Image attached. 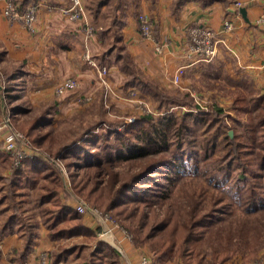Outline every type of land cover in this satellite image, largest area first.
<instances>
[{
    "label": "trees",
    "instance_id": "trees-1",
    "mask_svg": "<svg viewBox=\"0 0 264 264\" xmlns=\"http://www.w3.org/2000/svg\"><path fill=\"white\" fill-rule=\"evenodd\" d=\"M102 3L105 0L95 1L96 6ZM95 30L104 36L101 29ZM122 60V68L131 74L125 87L137 88L151 96L158 102V111L161 113L157 117L152 113L139 115L132 123L113 119L107 121L103 130L98 128V122L93 123L78 137L60 145L55 155L71 148L63 154V158L67 168L75 169L71 171L73 191L76 194L83 193L84 199L90 205L117 219L132 235L131 241L135 247H148L153 255L152 264H163L171 257L180 259V264H202V258H197V255L199 247L205 242L210 245L212 264H223L235 252H243L246 247L253 246L260 228L264 227V221L261 223L253 219L255 215H249L264 211V184L258 181L249 182L244 188L245 196L241 197L240 193L238 196L236 194L239 190H244L243 187H227L223 180L226 178L224 175L216 179L219 166L212 169L207 167L212 163L208 161L213 142L209 137L201 142L198 149V159L202 162L200 175L212 183L214 188L219 189L221 197L218 195L214 200L206 201L202 191H197L193 185L187 184L184 187L185 183H181L178 198L172 195L171 189L177 182L176 179L181 171L187 170L183 169V153L177 151L180 141L174 149L171 142L174 139H168L157 123L169 124L174 117V111L170 108L181 103L190 105L192 99L188 93L180 100L171 93L158 90L156 82L132 66L127 56L124 55ZM234 102L242 111L264 106L262 98L251 99L249 102L246 97L238 95L234 96ZM213 110L193 115L202 118L207 116V120L210 117L212 122L214 115L221 113L219 108ZM40 120L36 118L28 122L24 134L32 146L43 149L51 146L53 142L49 131H39ZM263 123L262 114L255 124L260 126ZM15 127L13 128L22 132L25 129L21 126ZM181 128L180 124L176 129ZM246 134L249 133L246 131ZM226 136L229 138L228 134ZM229 143L237 146L243 144L231 140ZM86 145H93L95 149L90 151ZM261 151L264 152L263 145L255 156L258 168L263 169L257 179L264 178V153ZM229 161L242 168L239 173L241 177L250 168L249 162L245 166V162L238 155L230 157ZM215 162L217 163H213ZM53 163L54 161L42 156L24 158L6 179L10 190L16 192L18 189L34 187L41 180L36 202L40 205L41 218L49 228V237L56 239L81 234L93 240L94 235L83 224L81 214L61 200V175ZM114 163H125L129 168L126 171L115 170ZM193 164L191 173L197 175L198 166ZM78 169L81 170L79 176L76 173ZM231 169L228 168V174ZM16 203L0 224V237L12 230L20 218V207ZM240 203L238 214H234L232 207ZM36 227L35 221L30 224L22 223L24 242L15 254L18 264H23L27 253L32 249ZM249 237L251 242H248ZM68 252L70 249L65 246H61L58 251H52L51 264L59 262ZM254 252V249L249 250L246 259L252 258ZM118 257L113 246L98 239L86 259L75 264H121Z\"/></svg>",
    "mask_w": 264,
    "mask_h": 264
},
{
    "label": "crops",
    "instance_id": "crops-1",
    "mask_svg": "<svg viewBox=\"0 0 264 264\" xmlns=\"http://www.w3.org/2000/svg\"><path fill=\"white\" fill-rule=\"evenodd\" d=\"M95 1L82 0L83 18L74 21L59 11V8L69 4L68 0H18L21 10L30 4L37 7L36 26L33 31H29L20 22L8 24L2 16L4 0H0V71L5 74L0 81L2 88L0 108L7 109L6 113L1 111L0 120L6 117L12 127H18L38 118L42 119L38 123V128L44 127L47 130L46 125H49V122H43L45 114L48 116L50 114L54 118L55 115L71 112L72 106L76 105L73 93L69 92L61 97L54 93L55 86L68 76L80 79V87L76 94L90 95L91 100L96 94L100 95L99 97L102 94L103 99L106 94L110 98L122 97L118 90L124 92L123 95L125 92L133 94L135 100L141 95L148 98L137 88L125 87L126 80L131 74L122 68L124 55L128 57L132 66L141 70L148 78L164 85L171 80L172 73L180 65L186 66L182 84L187 85L184 79L189 68L201 65L216 66L217 61L221 59L222 51L228 53L227 50L243 58L246 62L244 67L249 72L252 70L255 72V68L259 71L256 56L261 58V55H264V31L254 20L264 10V2L238 0L242 4L237 6L235 4L237 0H105V3L96 6ZM241 9H244V14ZM139 12H144L150 17L154 40L141 35L137 21ZM100 19L105 20V32L101 26L95 29H101L102 35L105 33V45L108 40L111 41L105 46V53L101 48L104 36L99 35L97 31L94 32V28L93 35H88L84 30L85 24L91 25ZM225 22L231 25V29L225 28ZM194 24L210 27L216 37L221 39L218 42L219 53L211 61H203L187 51V29ZM156 43L162 45L161 52L155 50ZM112 44V48H109ZM84 52L93 58V60L88 59L89 56L86 58L90 65H86ZM104 56L105 64L108 65L105 66L107 68L105 85L98 77ZM79 59L81 63H78ZM56 100L58 101L56 111L48 113ZM51 102L52 105H49ZM25 125L22 127H26ZM3 136L4 130H1L0 181L9 178L7 165L10 159L3 153L4 151L2 152ZM40 189L41 180L34 187H26L22 191L36 202ZM61 200L66 205L74 206L70 200ZM36 203L33 205L31 202L29 208L25 210L29 216L27 223L37 222L32 249L25 257L28 264H34L40 252L51 253L64 240L73 238V236L50 238L49 228L41 218L40 205L36 206ZM81 216L83 224L92 232L94 239L90 240L81 234L74 237L84 239V242L80 243L82 246H79V251L88 249L89 252L99 239L97 232L100 226L92 215L85 213ZM15 226L0 237L2 254L9 249L19 250L23 245V233L14 230ZM113 234L131 262L138 264V248L120 232L114 231ZM163 264L180 262L170 258Z\"/></svg>",
    "mask_w": 264,
    "mask_h": 264
},
{
    "label": "rangeland",
    "instance_id": "rangeland-1",
    "mask_svg": "<svg viewBox=\"0 0 264 264\" xmlns=\"http://www.w3.org/2000/svg\"><path fill=\"white\" fill-rule=\"evenodd\" d=\"M91 26L92 28H94V32L96 31L95 28H97L98 26H101L105 32V20L100 19V21L98 22L95 21L91 23ZM110 42L111 41L108 40L105 45L104 33L101 47L104 53L105 46H108ZM112 46L113 44L110 45L109 48H112ZM227 52L228 53H224V51H222L221 59L217 61L218 65H211L212 68L211 66L209 67V65H201L198 67L189 68L186 78L184 79V82L187 85L182 84V79L178 84H174L172 82L170 83L171 80L169 79V82L165 85L151 79V81L156 82L158 90L160 91L171 93L172 95L179 97L180 100H182L184 94L188 93L189 97H191L192 99L190 105L181 103L179 105H173L170 108V110L172 109L174 111V117L171 119L169 124L159 125L157 123V126L165 131L168 139H174L172 141L170 140L174 149L176 148V145H178L177 142L180 141V145L178 146L177 151L183 153V169L187 171H181V175L178 177V179H176L177 182L171 189L172 195L176 196V198H178L180 195H178V192L181 183H185L184 187L187 186V184L190 186L193 185V187H195L197 191H202L204 199L206 201L212 199L214 200L218 195L221 197L222 194L219 193V189L214 188L212 183H210L208 180H204L206 178L200 175V167L202 168V162L198 159V149L201 146V142L209 137L212 138L213 142L210 151L211 156L208 158V161H212V163L207 167L212 169L217 165L219 166V172L215 174L216 179L222 178V176L224 175V177L226 178H224L223 180H225V185L229 188H231L232 186H238L243 187L244 189L245 186L252 181L254 183L255 181H258L259 183H262V185L264 184V178L257 179V176L262 174L263 169L258 168L257 158L255 157L258 154L259 148L262 147V145L264 147V123L260 126H257L255 124L257 121H259V118L262 116V114L264 116V106L253 109L251 111H242L238 109V104H235L234 102V96L238 95L240 97H246L249 102L251 101V99L257 98H262V100H264V55L262 54L261 58L259 56H256V64L259 65V71H257L255 68V72H253V70L249 72V70L244 67L246 62H244L243 58H239V55L237 56L233 52L231 53L229 50H227ZM83 54L85 57H83L84 59L89 56L88 59L93 60L90 54L88 55L86 52H84ZM78 63H81L80 59ZM94 63L98 65L97 62ZM87 64H89V62L86 59V65ZM101 66H108L107 64H105V56L103 57ZM139 71L141 72V70ZM3 76H5V74L3 75V73L0 71V81L2 80ZM118 91L120 92L122 97L110 98V96H107L106 94L105 98L103 99L102 94L101 97H99L100 95L96 94L91 101L76 103L75 106H72L71 112L67 114H58L55 115L54 118L51 117L50 114L49 116L45 114V120L43 122H49V125H46L47 130H45L44 127H41L39 131H51L50 133L53 143L51 146H48V148L44 147L43 149L33 145L36 150L35 152L40 153L34 156H42L50 159L51 161L57 160V158H59L63 161L64 164H66V160L63 158V154L65 155V152L70 150L71 148H68L65 151H61L57 155H55V151L58 149V147H60V145L72 140L75 137H78L85 131L88 126L92 125L93 123L98 122V128L103 130L106 127L107 121L113 119H123L127 123H132L139 115L152 113L154 117H157L158 114L161 113L158 111V102L153 100L151 96H148L146 94L148 98H144V96L141 95L136 97L137 100H135L133 94L125 92V95H123L124 92L120 90ZM54 102V106H51V108H49L48 113L56 111V104H58V101L56 100ZM49 105H52V102L49 103ZM217 108L221 110V113L219 115L217 113H214L217 115H214V121L212 122H210V117L209 120H207V116L202 118L195 117L193 115L194 113L208 112ZM1 111L6 113L7 109L5 107L0 108V115H2ZM180 124L182 127L181 130L176 129ZM24 125L25 124H22V126ZM24 131L25 130H23V133ZM229 131H232V136L229 135ZM246 131L249 134H246ZM227 134L229 135V138L226 136ZM229 140L235 141V143L241 142L244 145H233L232 143H229ZM85 147L89 148L90 151H93L95 149V146L93 145H86ZM3 151L4 150H2V152ZM261 152L264 153L263 151ZM3 153L5 154V152ZM237 155L241 157L242 162H245V166L247 164V161L249 162L250 168L248 169V172L245 173L244 177H241L239 174L242 169L241 167H239L233 161L228 162L230 157H236ZM51 156H54V158L52 159ZM214 161H217V163H213ZM8 163L9 164L7 165V169L10 175L12 172L9 170V167L11 165L10 160ZM193 163L198 166L199 172H197V175H199L200 177H198L196 174L191 173L194 167ZM128 168L129 167L125 163H114L113 165V169L115 170L126 171ZM228 168H232L229 174L227 173ZM66 169L70 172L69 177L72 183L71 171H75V169H69L67 167ZM76 173L77 176H79L81 170L78 169ZM61 181V199H67V201L70 200L72 204L75 203L76 197H81L82 199H84L83 193L76 194L74 191H72L74 192L73 196H70L69 193H66L64 190L62 177ZM71 190H73V187L71 188ZM32 193L33 192H31V194ZM239 193L241 197H244L246 194L245 189L239 190L236 196H238ZM28 195L29 194L20 189L16 190V192L10 190L7 180L0 181V223L3 222V220L9 213H11L14 203L17 202L16 205L18 206L19 204L21 212L20 218L17 222L18 224L15 226L14 230L18 231L19 233H23V230L21 228L22 223L29 221V216H27L28 213L26 214L25 210L29 208L28 206L31 205V202L33 203V205L36 203L34 202V199L31 198L30 195ZM13 196L15 197V202H13ZM226 205L228 206L227 203ZM240 207L241 203L237 204V206H233V213L238 214V208ZM107 214L110 215L111 219L118 225L119 228L116 227V231L121 233V228L124 229L132 240V235L127 231V229L117 219L113 218L110 213ZM249 215H255L253 219L261 221V223L264 221V211L261 214L257 211L254 214L252 213ZM83 242L84 239L82 237L73 236V238L66 239L64 240V242H62V244L58 245L54 252L61 249V246L72 249V251L75 250V252H72L70 250L71 252H68L61 259L62 261L60 260V264H75L78 262H83L88 254V249L79 251V246H82L81 244ZM248 242H251L250 237L248 238ZM136 248H138V250L141 249L140 251H146L147 253L151 254V256H153L151 250L148 247ZM199 248L200 249L197 258H202V264H212L209 250L210 245L205 242ZM251 249H254L255 255L252 258L246 259V255ZM19 250L9 249L2 254V247L0 245V264H18L15 254ZM46 253L48 254V264H51L53 254L48 251H46ZM118 259L119 261H121L120 263H122L121 258L118 257ZM175 259L176 262L179 261L181 263L180 259ZM23 264L28 263L24 261ZM223 264H264V227L260 228L259 236L253 246L246 247L243 252L242 250L235 252L231 256V258L225 261Z\"/></svg>",
    "mask_w": 264,
    "mask_h": 264
},
{
    "label": "built area",
    "instance_id": "built-area-1",
    "mask_svg": "<svg viewBox=\"0 0 264 264\" xmlns=\"http://www.w3.org/2000/svg\"><path fill=\"white\" fill-rule=\"evenodd\" d=\"M249 1L264 2V0ZM68 2L69 4L59 8V11L70 20L76 21L83 18L82 0H68ZM235 4L237 6H240L242 3L241 1L237 0ZM36 10L37 7L34 4H30L26 8L21 10L19 8L18 0H4V5L2 7V16L5 18L9 25H13L17 22H20L29 31H33L37 22ZM137 21L139 24L141 35L147 39L154 40L153 24L150 17L144 12H139L137 14ZM254 22L258 27H260L264 31V10L257 15ZM84 26L85 32L88 35H93L92 26L90 24H85ZM224 26L226 29H231V25L228 22H225ZM187 35V51L190 54L197 56L203 61H210L218 55V42H220L221 39H218L216 37L215 32L210 27L203 24L191 25L187 29ZM161 49L162 45L156 43L155 50L157 52H161ZM185 70V65H180L176 67V69L171 75L172 83L178 84L181 81L183 75L185 74ZM106 71V67H101L98 71V77L103 85H105ZM79 87L80 79L76 76H68L65 77L55 86L54 93L57 97H61L71 92L74 94V100L76 103L91 101L90 95L76 94V91L79 89ZM1 89L2 88L0 85V91ZM1 130H4L2 149L10 159V171L16 169L21 164L24 158L40 154L35 152V147L31 145V142L22 131L13 128L9 124L6 117H3L0 120V131ZM53 161L54 165L59 170L63 179L65 192L69 193L70 196H73L74 192H72L73 190H71L72 184L69 177V171L66 169V166L63 161L59 158ZM74 209L79 213H87L92 215L100 226V230L97 233L98 238L100 240L107 241L111 246L116 249L119 257L122 260V264H133L129 259V256L127 255L126 251L120 245V242L114 237L113 233L114 231H116V227H119L111 219L110 215L102 212L97 207L88 204L81 197H76ZM120 231L128 241H131V237L127 234L124 229L121 228ZM140 250H138V264H152L151 254L147 253L146 251ZM34 264H48V254L46 253V251H42L39 253L37 260Z\"/></svg>",
    "mask_w": 264,
    "mask_h": 264
},
{
    "label": "water",
    "instance_id": "water-1",
    "mask_svg": "<svg viewBox=\"0 0 264 264\" xmlns=\"http://www.w3.org/2000/svg\"><path fill=\"white\" fill-rule=\"evenodd\" d=\"M241 11L244 14V9H241ZM229 135L232 136V131H229Z\"/></svg>",
    "mask_w": 264,
    "mask_h": 264
}]
</instances>
